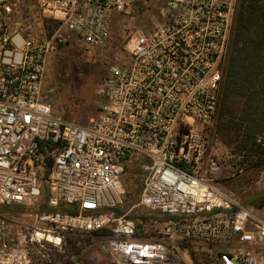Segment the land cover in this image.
Instances as JSON below:
<instances>
[{"label": "built area", "instance_id": "obj_1", "mask_svg": "<svg viewBox=\"0 0 264 264\" xmlns=\"http://www.w3.org/2000/svg\"><path fill=\"white\" fill-rule=\"evenodd\" d=\"M138 1L0 0V264H78L96 242L106 264H264V217L211 177L207 155L236 0H163L85 123L42 99L57 46L104 44Z\"/></svg>", "mask_w": 264, "mask_h": 264}, {"label": "rangeland", "instance_id": "obj_2", "mask_svg": "<svg viewBox=\"0 0 264 264\" xmlns=\"http://www.w3.org/2000/svg\"><path fill=\"white\" fill-rule=\"evenodd\" d=\"M162 4L163 0L136 2L133 9L113 19L108 40L99 46L86 47L69 35L67 41L58 45L47 59L42 99L51 105L55 113L62 114L78 124H83L94 116L98 105L96 91L107 68L118 56L126 55L138 31H146L160 22ZM45 28L47 29L44 35L47 38L32 39L40 43L49 40L52 33L51 27L47 25ZM216 121L215 112V118L208 129L207 136V155L217 165L211 177L234 193L242 203L258 209L264 217V168L254 169L246 164L239 165L241 154L236 153L232 147H226L220 141ZM256 144L258 152L264 148V132L258 134ZM255 158L256 155L254 158L250 157L251 160ZM134 174H137V171L127 173L124 178L127 190L130 192L128 195L130 202L135 201V195L140 186V179L138 176H133ZM18 212L29 211L19 209ZM9 214L10 210L2 209V215ZM143 214L149 216L145 211ZM68 245V250L73 252V244ZM107 261L108 256L101 242L87 243L77 258L78 264H106ZM196 261L202 264L203 257L198 256Z\"/></svg>", "mask_w": 264, "mask_h": 264}, {"label": "trees", "instance_id": "obj_3", "mask_svg": "<svg viewBox=\"0 0 264 264\" xmlns=\"http://www.w3.org/2000/svg\"><path fill=\"white\" fill-rule=\"evenodd\" d=\"M216 120L220 141L241 154L238 164L264 168V148L258 152L256 144L264 132V0L237 1ZM108 234L104 230L99 235ZM198 256L202 264H213L207 255L191 253L195 264Z\"/></svg>", "mask_w": 264, "mask_h": 264}]
</instances>
